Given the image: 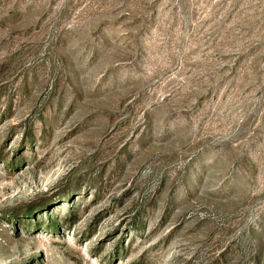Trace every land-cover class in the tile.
Wrapping results in <instances>:
<instances>
[{
  "label": "rangeland",
  "instance_id": "1",
  "mask_svg": "<svg viewBox=\"0 0 264 264\" xmlns=\"http://www.w3.org/2000/svg\"><path fill=\"white\" fill-rule=\"evenodd\" d=\"M0 264H264V0H0Z\"/></svg>",
  "mask_w": 264,
  "mask_h": 264
}]
</instances>
